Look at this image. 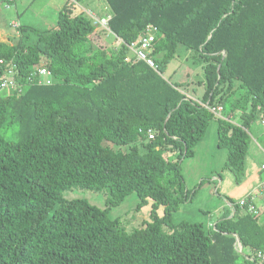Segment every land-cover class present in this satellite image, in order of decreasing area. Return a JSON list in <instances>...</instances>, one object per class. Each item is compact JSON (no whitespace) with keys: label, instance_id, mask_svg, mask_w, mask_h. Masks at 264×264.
<instances>
[{"label":"trees","instance_id":"trees-1","mask_svg":"<svg viewBox=\"0 0 264 264\" xmlns=\"http://www.w3.org/2000/svg\"><path fill=\"white\" fill-rule=\"evenodd\" d=\"M105 1L121 40L114 50L94 44L91 17L71 0L33 43L0 40V75L15 65L28 78L44 64L56 80L0 95V264H257L235 243L238 235L264 249L258 214L225 209L207 228L174 220L210 180L188 188L182 165L215 115L164 72L184 45L204 64L203 103L240 113L238 124L219 119L217 135L228 150L223 170L243 182L249 128L264 120V0ZM149 26L161 73L127 61L128 44ZM73 187L104 191L106 206L65 197ZM132 193L137 210L152 207L127 231L109 213Z\"/></svg>","mask_w":264,"mask_h":264},{"label":"rangeland","instance_id":"rangeland-1","mask_svg":"<svg viewBox=\"0 0 264 264\" xmlns=\"http://www.w3.org/2000/svg\"><path fill=\"white\" fill-rule=\"evenodd\" d=\"M95 1L98 2L100 0ZM103 1L106 3L105 0ZM65 2L66 0H13V2L7 7L8 2L6 0H0V34L3 33L15 44L19 42L25 44L33 43L38 36L36 32L37 29L50 30L56 25L59 11L63 8ZM106 5L108 6L107 3ZM73 6L75 12L83 10L90 17L94 16L99 19L107 17L109 13L102 12V8H100L99 5L95 10L88 7H85L86 9H84L77 3H74ZM92 21L96 27V35L92 38L94 44L97 46L105 44L109 50L116 49L121 41L110 31L101 28L99 24H96L94 19H92ZM15 23L22 26L14 27ZM24 25L32 26L35 30L25 34L27 28H24ZM18 30L20 34L17 33ZM203 65V62L198 59L196 52H193L180 44L175 58L168 64L164 75L169 78L172 83L179 84L180 89L186 92L189 96L197 98L198 90L201 91L198 81L202 75ZM15 92L19 93V91H15L14 89H5L0 92V95L5 96L9 93ZM225 114L228 115L227 113ZM230 116H233L234 120H241L239 112ZM215 119L216 121H219L218 117ZM249 130L252 141L248 152H255V161L261 166L264 162V124L260 117L251 124ZM13 135L14 130L9 129L6 133V138L11 139L13 138ZM195 148L196 154L192 157H187L182 165L185 182L188 188H192L199 183L204 175L210 178V176L215 173L219 175L220 172L222 174L224 172L223 165L227 156V150L218 145L215 121H212L209 125L207 135L199 145L198 149L197 146ZM212 170H214L213 174ZM225 171L227 172H224V174L227 173V175H231V178L225 177L226 180L224 186L222 185L223 187L221 188L222 192L225 193L230 190L233 195L231 196L236 197L237 199L241 194L247 191V188L236 182L235 175L231 170L226 169ZM216 184H218V182H216ZM64 195L67 198L84 197L92 204L99 207L104 208L106 206V194L104 191L73 187L66 190ZM215 195V185L210 186V184L206 182L193 201L181 204L180 209L174 214L175 222L187 219L208 225V221L214 216V210L212 208L223 203V200ZM139 202L140 198L138 195L132 193L127 196L121 204L112 207L109 215L112 218H120L122 226L127 231L140 227L145 220L150 219L152 200H149L147 205H144L140 210H137L136 208ZM202 206L207 208L208 212H202V209L198 208ZM209 210H211V214ZM157 213L160 216L163 215L162 206L159 207Z\"/></svg>","mask_w":264,"mask_h":264},{"label":"crops","instance_id":"crops-1","mask_svg":"<svg viewBox=\"0 0 264 264\" xmlns=\"http://www.w3.org/2000/svg\"><path fill=\"white\" fill-rule=\"evenodd\" d=\"M71 1L73 3L80 4L84 9H86L85 7H88V8H93L95 10V9H97V7L99 5V7L102 8V12H109L108 15L110 16L109 8H108V6L106 5V3L103 0H100L98 2H96L95 0H80V1L79 0H71ZM11 2H13V1H11ZM11 2H8L7 7L9 6V4ZM14 25H15L14 27L22 26V25H18L16 23ZM24 26L28 28L26 30L25 34H27L30 31H34L35 30V28L32 27V26H29V25H24ZM29 29H31V30H29ZM37 30H40V29H37ZM17 33L20 34L19 30L17 31ZM0 40L7 41V42H10V43L15 44L10 39H8V37L6 35H4L3 33L0 34ZM198 83H199V86H200L201 91L198 90L197 98H194V99L197 100V102L201 103V102H203L202 99H203V95H204V91H205V83H204L203 70H202V75L199 78ZM190 97H192V96H190ZM224 111H225V109H224ZM224 113H227L228 114L226 116L231 117V119L229 121L234 122V123H240V120H238V121L237 120H234L233 119V116H230L232 114L229 115V113L227 111H225ZM216 117L214 116V119L211 120V122L212 121H215L216 122V130H217L218 125H219V122L216 121V119H215ZM211 122H210V124H211ZM207 130H208V128H207ZM206 135H207V131H206L205 136ZM205 136H204V138H205ZM204 138L197 144V149H198L199 145L202 143V141L204 140ZM251 141H252V138H251ZM255 141H256V139H255ZM250 145H251V142H250ZM250 145H249V148H250ZM248 151H249V149H248ZM227 155H228V150H227ZM226 158H227V156H226ZM226 158H225V160H226ZM255 159H256V155H255V152L254 151L253 152H247L246 159H245L246 160V163H245V178H244L243 182L239 183L242 186L243 185L246 186L247 191H245L243 194H241L237 199H236V197H232L233 196L231 194L232 191L229 190V191H226L225 193H223L222 192V189H221L224 186V182L226 180L225 177L231 178V175H227V173L224 174V172H227V171L224 170V172L222 174V177H220L216 173L213 174L214 173L213 172L214 170H212V174L213 175L210 176V180H209L208 184H210V186L211 185H215V193H216L217 197H220L223 200V203L218 204L215 208H212L214 210V216L208 221V225H206V224L203 223L206 228L209 227V226H211V225L214 226L215 223L218 222L222 218V214H223V212H224L225 209H228L229 210V212H230L229 217H234L237 213H238V215L245 213L246 210L244 208H241V207H238L237 208L236 207V203H237V201H239L240 199H242V198H244L246 196H253L254 197L255 204L257 205V208H258V213L257 214H258V217H259V222L261 224L264 223V171L261 169V166H259L256 163ZM204 177H207V176L204 175ZM216 182H218V184H216ZM202 187H201V189H202ZM201 189L199 191H201ZM198 208H201L202 209V212H204L205 210L207 211V208H204V206L198 207ZM209 211H210V214H211L212 213L211 210H209ZM235 248L239 252V254H241V256L243 258H246L245 256L247 254L249 255L252 252H254V250H252L250 247L243 246V244L241 243L240 240L239 241H236Z\"/></svg>","mask_w":264,"mask_h":264},{"label":"built area","instance_id":"built-area-1","mask_svg":"<svg viewBox=\"0 0 264 264\" xmlns=\"http://www.w3.org/2000/svg\"><path fill=\"white\" fill-rule=\"evenodd\" d=\"M13 1V0H6ZM95 20L96 24H99L101 28L107 29L111 32L108 21L110 16L103 17L101 19L91 16ZM156 35L155 28L149 26L146 32L139 37L136 42L128 44L129 55L127 61L136 62L144 61L148 66L161 73L158 68V64L153 56L154 46L153 41ZM121 41V40H120ZM0 64H4L3 60H0ZM18 71L16 66L13 65L10 69H5L0 75V92L5 89H14L19 91V93L24 92L25 88L30 84H44L51 85L56 82L52 71L44 64H40L34 69L32 75L28 78H23L18 76ZM201 104L208 108L215 116L220 119L230 120L231 117L226 116L224 113V108L222 105H210L209 102H201ZM264 124V120H262ZM152 137V135H150ZM261 169L264 171V163L261 165ZM241 208H244L248 213L257 214L258 208L255 204V199L253 196H246L238 201ZM247 259L256 262L257 264H264V249L256 250L251 254L245 256Z\"/></svg>","mask_w":264,"mask_h":264},{"label":"water","instance_id":"water-1","mask_svg":"<svg viewBox=\"0 0 264 264\" xmlns=\"http://www.w3.org/2000/svg\"><path fill=\"white\" fill-rule=\"evenodd\" d=\"M236 238H237V241H239V240H240L238 235H236Z\"/></svg>","mask_w":264,"mask_h":264}]
</instances>
